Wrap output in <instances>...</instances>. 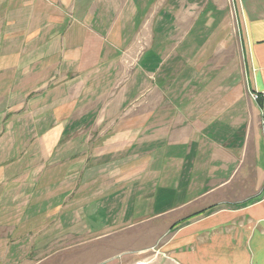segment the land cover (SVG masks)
<instances>
[{"label":"crops","instance_id":"obj_1","mask_svg":"<svg viewBox=\"0 0 264 264\" xmlns=\"http://www.w3.org/2000/svg\"><path fill=\"white\" fill-rule=\"evenodd\" d=\"M88 1L0 0V264L37 251L31 236L53 232L56 215L85 232L88 186L95 232L161 227L155 264H264V0H234L241 71L232 86L228 74L199 103L159 106L176 116L140 140L152 149L134 154L130 142L119 164L116 149L96 152L91 160L110 164L91 172L84 142L65 135L85 109L86 75L108 78L122 37L112 0ZM27 119L34 134L12 135ZM102 119L95 128L108 124L114 136Z\"/></svg>","mask_w":264,"mask_h":264},{"label":"rangeland","instance_id":"obj_2","mask_svg":"<svg viewBox=\"0 0 264 264\" xmlns=\"http://www.w3.org/2000/svg\"><path fill=\"white\" fill-rule=\"evenodd\" d=\"M124 2L111 1L120 13L116 25L122 41L115 64L105 66L109 67L108 71L103 68L106 74L109 73L107 76L110 79L98 80L92 74L86 75V88L89 89L79 104V108L84 104L85 109L80 119H77L76 113L70 118V128L65 135L66 138H74V144L79 137L80 142H84L83 148L79 150L85 151V167L89 172L93 167L106 169L110 164V161L91 160L96 152L116 149L119 164L130 142L133 143L134 154L152 149V145L148 149V145L141 147L140 140H151L158 132L159 122L162 127L163 122H172L176 116L158 112L159 106L172 110L175 103H199L201 98L205 99L206 91L215 93L222 83L221 76L229 74L227 84L232 86L235 83L233 77L241 71V66L237 65L240 39L234 0ZM131 14L134 15L130 17ZM249 97L254 100V95ZM103 110L111 112L105 113ZM103 116L105 121L116 124L115 135L109 137L111 140L106 133L114 128L110 129L108 124L95 128L94 122L103 121ZM146 120L145 129L140 130L139 127ZM128 121H132V128L124 125ZM29 123V120L18 122L12 135L25 137L34 134L35 130H30ZM130 131L132 135H127ZM102 141L108 143L105 148L98 147ZM74 144L68 146L76 150ZM3 147L6 151L10 148L7 145ZM21 147L23 149L24 145ZM59 148L61 146L58 151ZM92 194V187H86L85 202L89 205L86 204L82 221L85 232L77 233L82 225L72 224L65 228L56 215L48 228L53 232L48 236L47 233L39 232L31 236V240H37V251L27 257H20V263L155 264L153 254L159 243L157 237L161 227L149 222L130 229L132 233L129 234L126 233L129 230L112 235H105L103 231L97 233L92 227L94 218L90 216L93 202L89 201ZM147 225L148 231H136ZM145 246L152 248L149 256H137L136 249Z\"/></svg>","mask_w":264,"mask_h":264},{"label":"built area","instance_id":"obj_3","mask_svg":"<svg viewBox=\"0 0 264 264\" xmlns=\"http://www.w3.org/2000/svg\"><path fill=\"white\" fill-rule=\"evenodd\" d=\"M254 99H255V96H254Z\"/></svg>","mask_w":264,"mask_h":264}]
</instances>
